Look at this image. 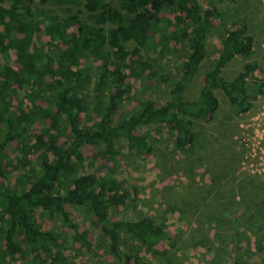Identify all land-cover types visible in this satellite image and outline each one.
I'll return each mask as SVG.
<instances>
[{
	"label": "trees",
	"instance_id": "trees-1",
	"mask_svg": "<svg viewBox=\"0 0 264 264\" xmlns=\"http://www.w3.org/2000/svg\"><path fill=\"white\" fill-rule=\"evenodd\" d=\"M117 2L0 0V264H74L67 254L70 245L87 250L93 239L70 208L90 219L114 264L169 263L178 236L151 216L113 218L111 209L127 208L135 187L120 180L116 170L86 171L84 147L107 160L118 156L120 141L150 153L152 143L142 130L165 126L173 131L176 148L190 152L198 143L196 121L209 122L219 108L217 91L239 111L252 107L249 80L260 67L248 62L232 79L221 74L236 57L255 53L245 22H233L222 34L218 58L203 75L198 97L185 100L205 61L213 21L222 14L200 0ZM50 5L67 7L68 16L60 17ZM167 11L176 12L173 20L164 17ZM40 33L55 42L58 54L47 44L37 45ZM172 42L189 51L172 80L170 100L160 106L146 100L124 111L133 79L155 72L151 55L167 56ZM159 79L170 82L168 76ZM254 85L263 93L262 81ZM48 221L67 234L46 228ZM237 221L217 219L231 230H240L243 222ZM256 254L257 263L264 264V248ZM232 264L239 263L233 259Z\"/></svg>",
	"mask_w": 264,
	"mask_h": 264
},
{
	"label": "rangeland",
	"instance_id": "rangeland-1",
	"mask_svg": "<svg viewBox=\"0 0 264 264\" xmlns=\"http://www.w3.org/2000/svg\"><path fill=\"white\" fill-rule=\"evenodd\" d=\"M109 1L119 6L117 0ZM200 1L205 7L212 2L222 15L213 21L207 35L205 61L184 99L198 97L203 75L218 58L222 34L232 28L233 22H245L254 38L255 53L249 59L236 57L221 74L232 79L248 62L260 67L249 80L251 109L239 111L222 91H217L219 108L209 122L196 121L198 143L190 152L176 148L173 131L165 126H152L142 130L152 143L150 153L130 149L125 141H120L118 156L107 160L95 156L94 148L86 146L84 165L86 171L100 174L116 170L120 180L135 187L127 208L111 209L113 218L151 216L157 222H165L171 234L178 236L177 250L171 251L169 263L164 260L161 264H216L221 258H231V264L233 259L239 264H258L257 250L260 246L264 248V86L263 93L257 94L254 84L258 81L264 84V0ZM47 8L60 17L69 14L65 6ZM163 15L173 20L176 12L167 11ZM79 16L83 19L86 15ZM73 31L75 27L69 32ZM35 41L38 46L47 44V50L50 48L58 54L55 42L51 44L47 35L40 33ZM171 44V53L167 56L151 55L155 59L152 63L155 72L147 71L133 79L134 89L130 100L124 104V111H134L146 100L158 106L170 100L172 80L180 75L189 51L185 45ZM161 76H168L170 82L160 81ZM245 180L254 181L250 184ZM70 210L93 239V245L87 250L77 244L70 245L67 254L72 262L114 264L90 219ZM219 218L225 222L236 218L235 224L243 222V227L231 230L230 224L217 223ZM45 226L66 233V229L54 221L45 222ZM127 243L136 246L130 238Z\"/></svg>",
	"mask_w": 264,
	"mask_h": 264
}]
</instances>
